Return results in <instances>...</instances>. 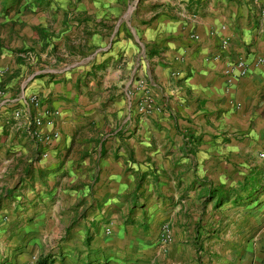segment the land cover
I'll use <instances>...</instances> for the list:
<instances>
[{"label":"crops","instance_id":"obj_1","mask_svg":"<svg viewBox=\"0 0 264 264\" xmlns=\"http://www.w3.org/2000/svg\"><path fill=\"white\" fill-rule=\"evenodd\" d=\"M162 3L169 10L175 4V11L147 7L143 25L118 15V4H103L90 18L101 26L93 23L89 37L71 47L80 29L66 30L57 60L45 58L44 48L39 68L21 81L17 97L3 94L0 264H186L182 221L174 213L185 205L172 207L151 195L157 172L151 163L161 158L155 147H166L169 161H183L164 177L186 173L188 161L199 163L197 176L208 182L215 176L204 164L224 165L227 158L245 170L251 153L264 163L258 157L264 64L254 63L256 57L264 62V14L253 15L234 0ZM239 59L248 66L245 73L236 66ZM34 93L41 101L38 113L55 111L50 123L42 116L43 127L59 133L45 147L27 133L33 124L25 112L12 116ZM43 151L44 165L45 158L37 159ZM262 172L255 168L248 181ZM82 174L93 183L77 182ZM78 195L99 205L80 208Z\"/></svg>","mask_w":264,"mask_h":264},{"label":"rangeland","instance_id":"obj_2","mask_svg":"<svg viewBox=\"0 0 264 264\" xmlns=\"http://www.w3.org/2000/svg\"><path fill=\"white\" fill-rule=\"evenodd\" d=\"M151 1L154 2L152 5ZM173 1L180 4V0ZM234 2L237 6L242 2L247 4L253 15L264 14V0H234ZM106 3H111L112 7L118 4V15L126 14L127 22L133 20L139 25L145 24L143 19L149 11L147 7L152 11L166 9L169 12L176 9V5L173 4L169 10L162 0H109V2L106 0H8L6 8L3 7L4 0H0V101L3 100V94L7 93H10L11 97L6 98L17 97L21 81L39 68L38 55L44 48L47 47L46 50L49 51L45 58L57 60L56 46L63 32L68 29H80L77 31V36L71 38L72 47L89 37L88 30L92 28L93 23L94 27L101 26L99 20L91 21L90 18L100 14L103 4ZM111 5L107 8H111ZM130 26H133L132 23ZM124 34L130 37L127 33ZM87 82L85 75L80 85L86 87ZM16 101L11 100L8 103ZM4 103H7L6 100ZM16 106L12 105L11 109ZM166 137L167 134H162L160 138ZM42 145L48 146L46 143ZM156 148L161 150V158L151 163L153 171L157 170L156 173L153 172L154 176L151 175V195L172 207L185 205L184 210L180 207L174 211L177 215L176 220L180 217L182 221L185 236L182 242L187 245L185 263L197 264L198 260L202 264H264V172L251 176L257 177V185L263 188L257 192V199L251 203L243 202L244 199L240 200L241 203L234 202L231 193L226 194L227 199L218 202L208 197L207 191L199 188L205 186L213 189L214 186L220 185L225 191L235 192L243 186L244 180L251 182L247 179L249 173H253L255 168L264 169V163L251 153V161L245 170L243 166L227 158L224 160V165L221 162L214 166L204 164L205 169L213 170L215 176L208 182L200 180L197 176L199 163L194 160L192 161L194 163L188 161L186 164L188 167L186 173L176 176L177 178L168 175L164 177L165 170L180 169L183 167L181 164L183 161L176 162L175 159L169 161L164 156L167 148L161 145ZM188 152L193 154L191 148ZM46 153L43 151L38 154L37 159L45 158L41 163L43 165L48 158L45 157ZM62 154L64 156L60 155V157L63 156L62 160H64L67 152ZM44 171L48 172L45 169ZM84 171V168L80 170L81 173ZM63 172L65 171L61 172L59 179L65 177ZM81 177L82 179L78 178L77 182L92 181L93 183V177L83 178V174ZM75 201L77 206L82 205L80 208L87 210L93 209L94 204L99 205L98 201H93L87 195H78Z\"/></svg>","mask_w":264,"mask_h":264},{"label":"built area","instance_id":"obj_3","mask_svg":"<svg viewBox=\"0 0 264 264\" xmlns=\"http://www.w3.org/2000/svg\"><path fill=\"white\" fill-rule=\"evenodd\" d=\"M254 63L256 65L264 64L263 59L261 57H256L254 59ZM236 66L239 68L240 73H245L248 68L244 60L241 59L238 60ZM40 102H41L40 98L37 94H29L26 98L22 100L21 106L13 110L12 116L16 118L20 114L25 112L27 116L30 118L29 125L33 124V127L29 128L27 133L36 142L40 144L43 143L49 144L51 141L59 137V133L56 130H46L43 127L42 116H44L47 119L46 121L50 123L55 116V111L45 108L42 111L43 114L38 113L37 109L40 106ZM33 112L35 114H33ZM258 157L264 160V145L258 152ZM169 238L170 235H169L168 224H163L161 226V240L166 243L169 240Z\"/></svg>","mask_w":264,"mask_h":264},{"label":"trees","instance_id":"obj_4","mask_svg":"<svg viewBox=\"0 0 264 264\" xmlns=\"http://www.w3.org/2000/svg\"><path fill=\"white\" fill-rule=\"evenodd\" d=\"M8 5V0H4V8H6ZM257 179L255 178H252L251 179V184L250 186H246L245 184H243V186L241 187L240 191L242 193H236V192H228V191H225L223 189H220V188H213V189H207V193L206 195H208V197H212L214 199H216V201L220 202V201H223V199H227V196L226 194H232L233 195V198L235 199L234 202H240V200H243V202H253L255 199H257V192L263 188L259 187L257 185ZM259 184V183H258ZM261 186V185H260ZM247 187V189H246Z\"/></svg>","mask_w":264,"mask_h":264}]
</instances>
